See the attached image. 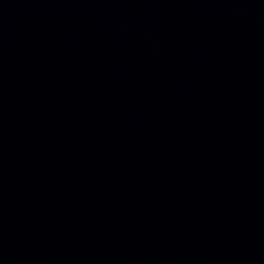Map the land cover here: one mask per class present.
<instances>
[{"label": "water", "instance_id": "water-1", "mask_svg": "<svg viewBox=\"0 0 264 264\" xmlns=\"http://www.w3.org/2000/svg\"><path fill=\"white\" fill-rule=\"evenodd\" d=\"M203 264H264V248Z\"/></svg>", "mask_w": 264, "mask_h": 264}]
</instances>
